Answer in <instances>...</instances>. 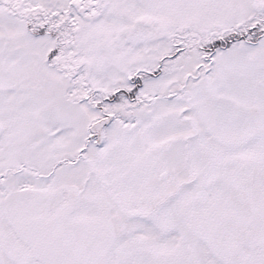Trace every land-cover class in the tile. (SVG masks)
<instances>
[{
  "label": "snow or ice",
  "instance_id": "1",
  "mask_svg": "<svg viewBox=\"0 0 264 264\" xmlns=\"http://www.w3.org/2000/svg\"><path fill=\"white\" fill-rule=\"evenodd\" d=\"M0 264H264V0H0Z\"/></svg>",
  "mask_w": 264,
  "mask_h": 264
}]
</instances>
